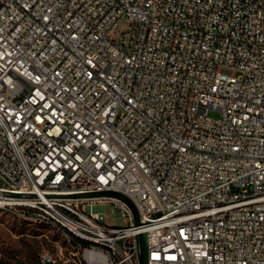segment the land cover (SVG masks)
Listing matches in <instances>:
<instances>
[{"label": "built area", "instance_id": "obj_1", "mask_svg": "<svg viewBox=\"0 0 264 264\" xmlns=\"http://www.w3.org/2000/svg\"><path fill=\"white\" fill-rule=\"evenodd\" d=\"M0 209L16 264H264V0H0Z\"/></svg>", "mask_w": 264, "mask_h": 264}, {"label": "rangeland", "instance_id": "obj_2", "mask_svg": "<svg viewBox=\"0 0 264 264\" xmlns=\"http://www.w3.org/2000/svg\"><path fill=\"white\" fill-rule=\"evenodd\" d=\"M124 21L119 29L128 26ZM213 116L220 115L217 110H210ZM108 223L113 225H127L131 219L123 215L115 203L103 206ZM45 233L48 234L45 235ZM55 231L47 225L18 216L12 211L0 209V264H16L19 259L36 261L44 248L53 246Z\"/></svg>", "mask_w": 264, "mask_h": 264}, {"label": "trees", "instance_id": "obj_3", "mask_svg": "<svg viewBox=\"0 0 264 264\" xmlns=\"http://www.w3.org/2000/svg\"><path fill=\"white\" fill-rule=\"evenodd\" d=\"M37 260V259H36ZM29 261V260H28ZM31 262H33V261H31Z\"/></svg>", "mask_w": 264, "mask_h": 264}]
</instances>
